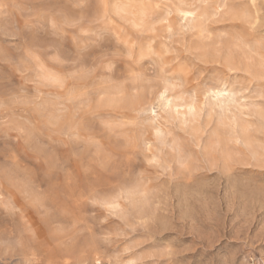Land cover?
Wrapping results in <instances>:
<instances>
[{
	"label": "rangeland",
	"instance_id": "obj_1",
	"mask_svg": "<svg viewBox=\"0 0 264 264\" xmlns=\"http://www.w3.org/2000/svg\"><path fill=\"white\" fill-rule=\"evenodd\" d=\"M0 264H264V0H0Z\"/></svg>",
	"mask_w": 264,
	"mask_h": 264
},
{
	"label": "bare ground",
	"instance_id": "obj_2",
	"mask_svg": "<svg viewBox=\"0 0 264 264\" xmlns=\"http://www.w3.org/2000/svg\"><path fill=\"white\" fill-rule=\"evenodd\" d=\"M164 92H165V91H164ZM162 95H163V94H160V97H162ZM163 98H165V96H163ZM166 99H167V98H165L164 100H166ZM166 101H167V100H166ZM168 101H169V100H168ZM168 101H167V103H168ZM162 102H163V101H162ZM162 102H161V103H162ZM170 103H171V102H170ZM163 105H165V104L163 103Z\"/></svg>",
	"mask_w": 264,
	"mask_h": 264
}]
</instances>
